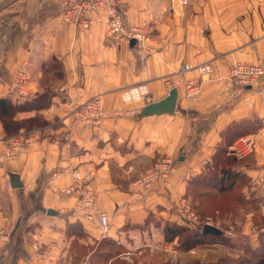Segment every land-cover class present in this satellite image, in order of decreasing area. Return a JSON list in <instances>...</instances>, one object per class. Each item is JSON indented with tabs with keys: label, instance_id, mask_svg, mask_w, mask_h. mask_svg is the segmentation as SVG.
<instances>
[{
	"label": "crops",
	"instance_id": "crops-1",
	"mask_svg": "<svg viewBox=\"0 0 264 264\" xmlns=\"http://www.w3.org/2000/svg\"><path fill=\"white\" fill-rule=\"evenodd\" d=\"M61 1L0 0V132L7 134L5 119L14 133L42 132L18 158L0 160V225L9 233L0 241V264H166L155 245H172L164 225L179 222L184 197L199 209L213 198L225 204L243 197L233 219L238 230L225 227L231 235H222L234 250L242 237L255 248L264 222V91L256 87L264 77L244 88L226 78L235 61L264 56V0H123L125 22L152 35L144 68L134 44H113L103 22H63ZM207 61L214 71L196 96L184 98L179 85L173 113L141 114L175 78L198 80L193 66ZM187 64L192 68L178 72ZM19 69L35 98L23 107L25 99L9 93ZM97 94L105 108L123 113L96 127L75 123V108ZM33 117L46 123H15ZM243 134H252L253 151L224 163L236 172L225 179L216 151L224 147L221 159L233 154L230 145ZM160 156L174 160L169 184L157 179L134 190L132 180ZM62 167L93 171L89 184L97 209L108 215L106 234L77 208L76 193L57 190L74 181L70 172L52 176ZM12 174L19 186L10 185ZM192 252L177 255L185 262Z\"/></svg>",
	"mask_w": 264,
	"mask_h": 264
},
{
	"label": "built area",
	"instance_id": "built-area-1",
	"mask_svg": "<svg viewBox=\"0 0 264 264\" xmlns=\"http://www.w3.org/2000/svg\"><path fill=\"white\" fill-rule=\"evenodd\" d=\"M186 3L187 0H171ZM123 0H62L61 1V20L75 27L88 28L97 22H103L106 25L105 34L113 44L119 46L122 43H133L138 51V60L142 68L145 67L146 60L150 50L146 46V41L152 39L150 31L144 25L126 23L122 14L121 5ZM103 18V20H102ZM102 20V21H101ZM199 79H182L175 78L172 82L173 87L182 85L183 95L186 99L196 96L202 87L205 79L211 77L213 66L211 62H203L193 66ZM192 68L191 65H182L178 72ZM259 77H264V56L255 62L235 61L229 68L226 81L235 83L238 87L244 88L254 86ZM29 77L24 69H19L15 78L10 82L9 93L22 99H30L34 97V93L28 89ZM258 86L259 90L264 91V82ZM143 96V95H142ZM123 111L112 108L107 109L102 103L101 94L94 95L81 103L73 111L74 121L77 124L88 127H96L100 125L104 119L108 117L118 116ZM41 131L36 129L33 131H20L11 135L0 132V143L2 151L0 160L11 161L18 158L27 149L31 138H39ZM252 134H243L237 137L230 145L231 152L237 157H246L253 151ZM175 170L174 160L169 156L157 157L151 167L143 174L137 175L131 182L134 190H144L151 187V184L157 180H163L165 185L169 184L170 175ZM64 172H70L74 181L68 186L58 187L67 194L76 193L77 208L83 212L88 218H97V228L102 234H106L109 229L108 215L97 209L96 196L89 184L93 175L92 170H87L81 174L77 168L62 167L52 171V176H59ZM177 213L179 220L194 228L202 229L204 225H213L222 231L225 235H231L227 229L217 225L212 217H199L193 210L192 206L183 200L177 205ZM264 231V222L259 228ZM9 233L0 225V241L7 240ZM155 245V248L161 247L175 261L177 258V250L169 243L164 242ZM46 250L41 255L46 254Z\"/></svg>",
	"mask_w": 264,
	"mask_h": 264
},
{
	"label": "trees",
	"instance_id": "trees-1",
	"mask_svg": "<svg viewBox=\"0 0 264 264\" xmlns=\"http://www.w3.org/2000/svg\"><path fill=\"white\" fill-rule=\"evenodd\" d=\"M35 98H32L30 100H24L23 103L19 104V107H23L27 105L28 103L34 101ZM41 121V123H39ZM18 125L25 124L28 129L32 126H42V124L46 123V120H38L36 117L15 122ZM4 124L6 125V135L14 134L17 130L14 131V128L11 129L14 124H12V121L9 119L4 120ZM226 139V138H225ZM225 149L224 147H218V150L216 151V159H214V164L220 165V170L222 171V176L225 179L227 178H233L232 174H235L236 172H231V169L229 166H227L226 163L228 160L231 161L235 155L233 154H227L225 158L221 159L220 157L224 154ZM207 192H204L206 194ZM185 201L188 202L195 211L199 214V217H203L206 215H211L213 217H226V219H229V223H221L222 227L226 228H232L238 230L237 224L233 221L234 217L237 215V211L240 210L239 206H243L245 204V201L243 197L241 196H232L231 200L228 203L221 204L216 203L213 200L210 199L207 203L204 202V209H199L196 204L192 200H190L187 197H184ZM233 204H236L234 206ZM208 212V213H207ZM211 213V214H209ZM217 219V218H216ZM216 219L213 218L214 222ZM262 223L258 224L257 227H259ZM164 231H165V240L166 241H176L178 242V250L179 251H187L191 249L193 246H196L198 244H229V241L222 235V231H220L219 234H203L201 229L194 228L192 226H189L186 223H183L179 220V222H166L164 225ZM176 238V240H173ZM237 243L239 246V249L237 250H229L228 252H234V253H228L225 256L221 257L218 262L219 264H264V231L259 232L258 234V245L255 248H252L247 240L242 237L237 239ZM232 246V245H231ZM197 260V261H196ZM192 260L191 262H184L181 264H200L198 259Z\"/></svg>",
	"mask_w": 264,
	"mask_h": 264
},
{
	"label": "rangeland",
	"instance_id": "rangeland-1",
	"mask_svg": "<svg viewBox=\"0 0 264 264\" xmlns=\"http://www.w3.org/2000/svg\"><path fill=\"white\" fill-rule=\"evenodd\" d=\"M193 210L195 211L194 208H193ZM209 214H211V213H209ZM198 216H199V214H198ZM206 216L212 217L214 219L217 218L216 221H215V223L217 225H219L221 228H224V227H222V224L217 223V221L218 222L229 223L228 222V219H226V217H223V216L222 217H218V216L213 217L212 214L211 215H206ZM206 216H203V217H206ZM259 228H260V226H259ZM163 243H164V241H161V244L162 245H163ZM171 246L177 250V254H178V242L173 241V243H172ZM216 246L217 245H212V244H209V243L198 244L196 246H193L191 249H189V250H192L193 251L192 254H191L193 257L190 258L191 260L189 259V260H187L185 262H191L192 260L198 259V261H200L199 262L200 264H219L218 260L221 257L225 256L228 253H234V252H228L229 250H234L233 249L234 246H231V248H229L227 245L225 246V244H224V246H217V247ZM156 250H158V252H160V253L161 252L165 253V251L162 250L161 247L156 248ZM182 252L184 253L185 251H182ZM176 260L175 261H171L170 256L166 253V256H165V261H166L165 263L166 264H181V263H184L183 261H181L178 258V255H177Z\"/></svg>",
	"mask_w": 264,
	"mask_h": 264
},
{
	"label": "water",
	"instance_id": "water-1",
	"mask_svg": "<svg viewBox=\"0 0 264 264\" xmlns=\"http://www.w3.org/2000/svg\"><path fill=\"white\" fill-rule=\"evenodd\" d=\"M176 99H177V89L175 87H172L168 91L167 95L163 97L162 99L146 103L141 109V114L148 115V114L173 113L175 109ZM10 185L13 187L20 185L17 175L15 174L11 175ZM47 212L55 213V211L52 209H47ZM201 231L203 234H219L220 233L219 228L213 225H204Z\"/></svg>",
	"mask_w": 264,
	"mask_h": 264
}]
</instances>
